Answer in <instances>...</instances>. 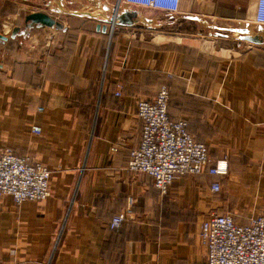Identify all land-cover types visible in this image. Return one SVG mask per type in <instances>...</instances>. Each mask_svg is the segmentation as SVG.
I'll return each mask as SVG.
<instances>
[{"label":"crops","instance_id":"0c3cea01","mask_svg":"<svg viewBox=\"0 0 264 264\" xmlns=\"http://www.w3.org/2000/svg\"><path fill=\"white\" fill-rule=\"evenodd\" d=\"M56 1L0 0V150L52 173L46 200L0 199V264H203L205 220L229 215L246 226L264 210V43L184 16L264 28L258 0H179L173 12L120 0L157 25L105 31L99 19L57 12ZM117 1L61 0L107 15ZM36 11L63 29L24 33ZM162 85L169 117L188 123L212 162H226L225 176L180 177L163 195L126 169L140 139L137 100ZM129 198L130 213L112 229Z\"/></svg>","mask_w":264,"mask_h":264},{"label":"built area","instance_id":"2783aa9c","mask_svg":"<svg viewBox=\"0 0 264 264\" xmlns=\"http://www.w3.org/2000/svg\"><path fill=\"white\" fill-rule=\"evenodd\" d=\"M132 6H148L162 12L179 8V0H124ZM255 22L264 25V0H258ZM118 94V93H117ZM169 89L162 85L153 98H140L136 103V116L140 122V139L129 153L126 169L130 173L145 174L154 188L166 194L171 184L180 177L225 176V161L212 162L209 149L196 141L188 123L172 120L167 113ZM42 111V109H38ZM40 134V128L32 127ZM51 171L31 161L16 156L10 149L0 150V199L11 197L15 205L25 202H42L50 196ZM212 190L219 191L218 183ZM132 199L127 200L123 213L114 216L112 229L118 228L131 211ZM205 247L203 264H264V210L246 226L235 224L229 215H212L199 231Z\"/></svg>","mask_w":264,"mask_h":264},{"label":"water","instance_id":"95a60500","mask_svg":"<svg viewBox=\"0 0 264 264\" xmlns=\"http://www.w3.org/2000/svg\"><path fill=\"white\" fill-rule=\"evenodd\" d=\"M120 0L117 1L116 6L110 8L108 6H102L104 11H111L110 15L104 14L102 9H92V10H74L65 8L62 5L61 0L56 1L57 12L74 15V16H84L91 19H99L102 24L98 23L96 25L97 30L105 31L106 25H110V29L113 30L114 26H132L136 24H141L143 26H156L157 22L153 19H149L140 13L137 9L131 8H119ZM187 19L195 20L201 23L207 24L208 27L216 29H224L230 32H234L238 35V38L244 41L251 42L252 44H262L264 43V28L260 26H249L242 25L237 27H219L212 23L207 22L206 20L199 18L197 16H184ZM161 24L164 22L161 21ZM34 27H46L53 28L56 30L63 29V24L56 20L54 17L46 14L44 12L36 11L32 12L25 16L24 19V33ZM18 32V28H14L11 33V37H15ZM7 37L0 34V39L5 40Z\"/></svg>","mask_w":264,"mask_h":264},{"label":"rangeland","instance_id":"374dc122","mask_svg":"<svg viewBox=\"0 0 264 264\" xmlns=\"http://www.w3.org/2000/svg\"><path fill=\"white\" fill-rule=\"evenodd\" d=\"M113 1H115V0H113ZM68 7H70L71 9H77V8H81V5L79 4V3H74V4H68ZM55 16H57V17H59V19L61 20V21H64L65 22V19L66 18H68L67 16H65V15H62V14H60V15H55ZM66 17V18H65ZM67 20V19H66ZM59 21V20H58ZM24 25V24H23ZM182 28L184 29V31L185 32H190V28H192V26L191 25H182ZM228 34H231V33H229L228 32Z\"/></svg>","mask_w":264,"mask_h":264}]
</instances>
